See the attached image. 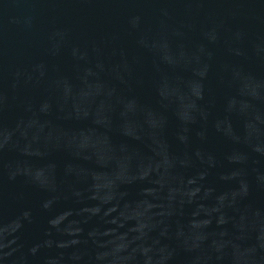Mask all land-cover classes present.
Here are the masks:
<instances>
[{
	"label": "water",
	"instance_id": "1",
	"mask_svg": "<svg viewBox=\"0 0 264 264\" xmlns=\"http://www.w3.org/2000/svg\"><path fill=\"white\" fill-rule=\"evenodd\" d=\"M0 264H264V0H0Z\"/></svg>",
	"mask_w": 264,
	"mask_h": 264
}]
</instances>
